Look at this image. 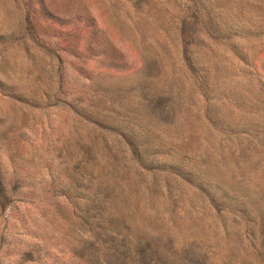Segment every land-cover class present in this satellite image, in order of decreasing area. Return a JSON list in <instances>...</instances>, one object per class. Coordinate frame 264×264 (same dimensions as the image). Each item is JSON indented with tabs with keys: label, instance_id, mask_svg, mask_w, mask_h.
<instances>
[{
	"label": "rangeland",
	"instance_id": "rangeland-1",
	"mask_svg": "<svg viewBox=\"0 0 264 264\" xmlns=\"http://www.w3.org/2000/svg\"><path fill=\"white\" fill-rule=\"evenodd\" d=\"M0 264H264V0H0Z\"/></svg>",
	"mask_w": 264,
	"mask_h": 264
}]
</instances>
